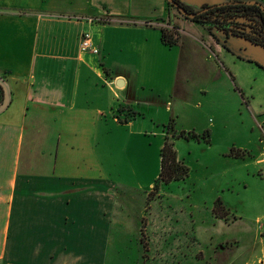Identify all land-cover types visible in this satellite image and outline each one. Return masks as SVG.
I'll use <instances>...</instances> for the list:
<instances>
[{"label":"crops","instance_id":"0c3cea01","mask_svg":"<svg viewBox=\"0 0 264 264\" xmlns=\"http://www.w3.org/2000/svg\"><path fill=\"white\" fill-rule=\"evenodd\" d=\"M166 15L167 0H0V72L12 94L0 115V264H18L25 248L31 264L51 261L60 237L94 244L109 237L110 214L100 202L109 201L104 186L114 183L103 171L99 134L108 116L119 129L135 127L134 120L119 122L120 106L161 105L160 95L150 100L146 85L151 70L168 58V79L176 84L184 44L181 29L176 46L162 42L160 28L171 27L158 20ZM83 33L91 34L98 55L81 52ZM213 48L208 51L219 70L220 53ZM174 90L173 98L188 96ZM259 126V157L238 150L245 152L240 160H253L264 177ZM234 214L230 209L227 221L237 220ZM28 236L32 241L24 246ZM257 237L264 241V234ZM250 258L244 264H264V248Z\"/></svg>","mask_w":264,"mask_h":264},{"label":"rangeland","instance_id":"374dc122","mask_svg":"<svg viewBox=\"0 0 264 264\" xmlns=\"http://www.w3.org/2000/svg\"><path fill=\"white\" fill-rule=\"evenodd\" d=\"M184 1L198 5L196 0ZM171 12V23L179 28V37L181 29L184 44L176 84L168 79V58L151 70L146 85L150 100L160 95L161 105H135L133 110L141 115L134 120L133 129L117 128L114 118L108 116L107 129L99 134L97 151L103 171L114 183L113 188L104 186L109 201L104 197L102 202L98 200L103 213L110 214L111 223L105 228L109 237L96 244L56 238L55 257L37 264H244L250 257L260 256L264 241L257 235L264 234V177L252 165L253 160L245 162L229 155L233 148L246 147L259 157L264 69L222 51L205 28ZM209 45L220 53L219 70ZM174 89L176 96L184 90L188 96L184 100L173 98ZM169 91L172 93L167 96ZM171 119L176 132L202 135L209 131L211 143L174 141L189 176L155 189L161 171L164 127ZM218 199L237 220L233 216L229 221L215 217L213 208ZM101 219L108 225V217L103 219L102 215ZM31 241L28 236L24 246ZM229 241H239L240 245L231 247L235 244ZM68 245L72 251H62ZM27 252L23 249L15 262L34 263L26 258Z\"/></svg>","mask_w":264,"mask_h":264},{"label":"trees","instance_id":"16d2710c","mask_svg":"<svg viewBox=\"0 0 264 264\" xmlns=\"http://www.w3.org/2000/svg\"><path fill=\"white\" fill-rule=\"evenodd\" d=\"M171 8L172 6L167 3L166 18L158 20L172 27V30H168L165 27L160 28L162 32V42L168 47H174L179 42V34L177 31L179 30V28L171 23ZM253 14L259 17V20L257 22V25L260 29L259 32L261 33L259 39L264 40V15L260 8L256 6H244L240 4L223 5L222 7L215 9L214 13L209 12L208 14H205L201 19H196L194 21L209 29L210 31L214 28L218 31H227V25L229 24V22H234L232 20H235V18L238 19L237 22L244 25H248L249 20L245 16H250ZM240 16H242V18ZM248 61L250 63H255L257 66L264 69V65L261 62L249 59ZM3 99L4 92L2 87L0 86V104L3 102ZM117 114L119 115L117 117L121 124H128L129 122L137 119L141 115L139 112L133 110V108L130 106H120L118 108ZM124 115L126 116L125 119L121 120V116ZM164 129L166 136L164 144L160 150L161 171L158 179L156 180L155 189H157V187L161 185L164 186L169 185L173 182L184 181L189 176V168L179 158L178 153L175 149L174 141L178 139H184L187 141H204L207 144L211 143L209 131H206L202 135H199L193 131L176 132L175 121L173 119L170 120L169 124L166 125ZM229 156L236 159H244L245 152L233 148L231 149ZM213 213L216 218L227 220L230 210L227 209L220 200H217L213 208Z\"/></svg>","mask_w":264,"mask_h":264},{"label":"flooded vegetation","instance_id":"af4514ba","mask_svg":"<svg viewBox=\"0 0 264 264\" xmlns=\"http://www.w3.org/2000/svg\"><path fill=\"white\" fill-rule=\"evenodd\" d=\"M263 1L264 0H217V2L213 4L210 2V0H206L202 6L197 5V7L193 6L191 1L186 3L184 0H172V2L167 0V3L172 6L171 10L175 11L179 16H181L182 19L197 23L194 20L201 19L209 12L214 13L215 9L220 8L223 5L240 4L244 6H256L260 8L264 15ZM180 9L184 10L189 15H193L194 18L184 16ZM171 15L173 20L172 12ZM240 17L242 18V16ZM245 17H247L249 20L248 25L237 22L238 19L235 18V20H232L234 22H229L227 25V31H218L215 28L210 31L204 26H201L209 32L215 43L220 45L227 52L234 55L237 54L238 57L242 59L244 58L253 60L250 59V57H254L255 59L261 60L262 64L264 65V52L260 55H256V53L250 51L242 43V41H247L254 45L260 46L264 50V40L259 39L261 36V33L259 32L260 29L257 25L259 17H257L255 14Z\"/></svg>","mask_w":264,"mask_h":264},{"label":"water","instance_id":"95a60500","mask_svg":"<svg viewBox=\"0 0 264 264\" xmlns=\"http://www.w3.org/2000/svg\"><path fill=\"white\" fill-rule=\"evenodd\" d=\"M197 1V4L199 6H202L203 3L206 2V0H196ZM169 2H172V0H169ZM211 3H216L217 0H210ZM181 13L186 16V17H189V18H194L193 15H189L188 13H186L184 10L180 9ZM242 43L245 45L246 48H248L250 51H252L253 53H256L257 54H262L264 52V50L260 47V46H257V45H254L250 42H247V41H242ZM122 83H123V80L120 79L116 85L118 87H121L122 86ZM0 86L2 87L3 89V92H4V99H3V102L0 104V115L3 114L7 109L8 107L10 106L11 102H12V94H11V89H10V86H9V83L8 81L6 80L5 78V74L1 73L0 72Z\"/></svg>","mask_w":264,"mask_h":264},{"label":"built area","instance_id":"2783aa9c","mask_svg":"<svg viewBox=\"0 0 264 264\" xmlns=\"http://www.w3.org/2000/svg\"><path fill=\"white\" fill-rule=\"evenodd\" d=\"M80 50L83 53L98 55L99 49L93 44L92 36L89 33H83L81 36Z\"/></svg>","mask_w":264,"mask_h":264}]
</instances>
